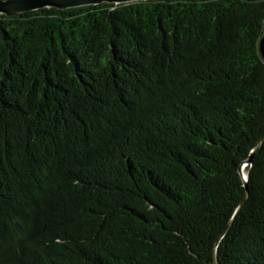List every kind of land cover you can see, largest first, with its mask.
Masks as SVG:
<instances>
[{
    "label": "trees",
    "instance_id": "trees-1",
    "mask_svg": "<svg viewBox=\"0 0 264 264\" xmlns=\"http://www.w3.org/2000/svg\"><path fill=\"white\" fill-rule=\"evenodd\" d=\"M263 30L264 0L0 14V264H264Z\"/></svg>",
    "mask_w": 264,
    "mask_h": 264
},
{
    "label": "water",
    "instance_id": "water-1",
    "mask_svg": "<svg viewBox=\"0 0 264 264\" xmlns=\"http://www.w3.org/2000/svg\"><path fill=\"white\" fill-rule=\"evenodd\" d=\"M138 1H144V0H0V14L10 16V15H17L26 11H33V10L49 8V7H53L57 9H70L75 7L96 5L101 3L127 4ZM259 51L262 59L264 60V30L259 41ZM263 141H264V131L260 136L259 140L257 141V144L251 151L249 160L246 161L240 168V173L244 180L245 187L247 184V176L243 173L244 166L250 163L253 155L261 147ZM247 196L248 193L246 191L240 205H242L245 202ZM214 261L215 264H218L216 256Z\"/></svg>",
    "mask_w": 264,
    "mask_h": 264
},
{
    "label": "bare ground",
    "instance_id": "bare-ground-1",
    "mask_svg": "<svg viewBox=\"0 0 264 264\" xmlns=\"http://www.w3.org/2000/svg\"><path fill=\"white\" fill-rule=\"evenodd\" d=\"M243 173L246 175L245 171L243 170Z\"/></svg>",
    "mask_w": 264,
    "mask_h": 264
}]
</instances>
